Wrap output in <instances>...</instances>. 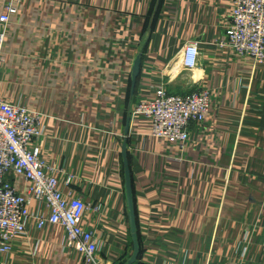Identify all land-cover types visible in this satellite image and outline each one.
I'll use <instances>...</instances> for the list:
<instances>
[{
  "label": "crops",
  "instance_id": "1",
  "mask_svg": "<svg viewBox=\"0 0 264 264\" xmlns=\"http://www.w3.org/2000/svg\"><path fill=\"white\" fill-rule=\"evenodd\" d=\"M8 4L16 12L0 100L41 115L31 149L54 170L64 198L100 208L80 224L98 239L102 262L264 264V62L226 45L234 0H0V16ZM189 42L201 52L194 70L175 60ZM156 88L210 94L184 147L154 137L151 121L132 114ZM13 181L33 216H52L29 197L25 177ZM66 239L63 226L31 219L0 264H89Z\"/></svg>",
  "mask_w": 264,
  "mask_h": 264
},
{
  "label": "built area",
  "instance_id": "2",
  "mask_svg": "<svg viewBox=\"0 0 264 264\" xmlns=\"http://www.w3.org/2000/svg\"><path fill=\"white\" fill-rule=\"evenodd\" d=\"M234 15L227 32L226 45L241 56L251 57L256 64L264 62V0H234ZM16 9L8 4L0 16V78L5 62L3 46L10 15ZM201 52L197 42H189L178 54L179 65L194 70L200 65ZM173 64H170L171 66ZM175 65H173V68ZM169 68V67H168ZM207 91L184 95L167 93L156 88L154 98L142 100L133 107V115H143L152 123V135L184 145L189 141L193 124L202 123L210 110ZM41 115L23 106L0 100V252L11 249L15 236L23 234L29 220L40 227L46 223L64 227L66 244L84 254L89 264H107L100 259L99 241L80 224L87 210L99 212L98 206L80 199H66L58 190L54 170L45 165L38 149H31L40 135ZM23 176L31 184L29 197L46 203L52 216H33L29 200L14 186L13 177Z\"/></svg>",
  "mask_w": 264,
  "mask_h": 264
},
{
  "label": "water",
  "instance_id": "3",
  "mask_svg": "<svg viewBox=\"0 0 264 264\" xmlns=\"http://www.w3.org/2000/svg\"><path fill=\"white\" fill-rule=\"evenodd\" d=\"M141 59H142V54H140L135 61L134 71H133L134 82L136 81V78L140 74ZM123 156L125 158V173H126L125 188H126V195H127V201H128L131 232H132V237H133V241H134V255L131 259V262H135L138 258L140 248H139V243H138L137 224H136V216H135V209H134L133 191H132V182H131V177H130V168H129L128 160H127V146L126 145L123 148Z\"/></svg>",
  "mask_w": 264,
  "mask_h": 264
}]
</instances>
